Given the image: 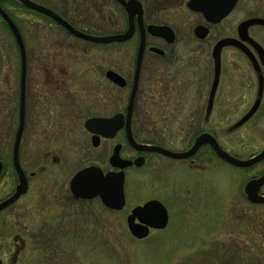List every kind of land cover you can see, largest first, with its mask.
<instances>
[{
    "label": "rangeland",
    "instance_id": "rangeland-1",
    "mask_svg": "<svg viewBox=\"0 0 264 264\" xmlns=\"http://www.w3.org/2000/svg\"><path fill=\"white\" fill-rule=\"evenodd\" d=\"M30 1L36 4L44 3L53 6L55 11L67 13L66 7L68 6L62 1L68 0ZM164 2L165 0H145L148 23L151 24L155 11L161 13L164 11ZM13 10H10L12 16L21 26L22 33L28 40V49H30L27 91L32 90L34 94V85L39 80L35 64L36 61H39V57H36V51L43 47L40 44L39 49H36L32 44L33 33L36 35L37 32H33V25L31 26L33 22L37 21L48 28L50 43L52 39L55 43L58 41L59 44L69 49L68 54L64 56L67 65L82 70V75L77 73L81 77L87 74V84L93 98L97 97L90 106L92 113L110 117L123 112L124 108L126 110L129 88L119 90L112 87L102 77L104 71L113 69L128 79L129 84L133 81L136 40L122 45L111 44L107 47L92 45L69 35L68 37L62 29H58L60 27L55 24L50 25L40 15L23 6H15ZM81 11L98 18V9L84 8ZM161 13L159 17L164 20ZM258 13H264V0H239L232 17L237 26L243 19ZM157 21L153 20L152 23H158ZM3 23L0 20L1 89L9 88L7 86L10 83L13 86L15 82H18L20 75L17 51L15 48H10L9 45L12 34L9 35L7 26L5 25V28ZM94 25L99 28L98 30L102 28L106 31L111 28L109 23L97 20L94 21ZM113 25L122 28L123 24L114 23ZM176 27L179 31L180 26ZM253 33L255 38L264 44V34L258 31ZM101 34L104 36L106 33ZM101 34L96 36H102ZM148 44H151V40L148 41ZM186 48L196 49L201 46L194 40L180 39L172 45V51L178 54V58L184 54ZM40 59L44 60V55ZM175 64L179 65L180 61ZM162 65L158 60L151 59V55H145L140 85L138 84V95L136 94L135 113L136 115L140 113L139 116L144 118V123H146V127H144L148 128L150 133L151 129L156 128V136L150 134L144 138L147 137L148 140L156 137L162 139L160 136L163 137L164 127L170 128L171 130L164 133L165 143L170 149L178 152L186 148L193 138L192 131L189 130V124L192 121H187L186 124L181 119L178 115L180 114L178 103L165 104L164 98L161 96H157V100L156 92L162 88L163 82H161L162 85L157 82L153 83L152 72L156 71L154 75L162 77L165 69ZM179 90L180 86L177 80L175 95L179 94ZM1 97L8 106L7 93H3ZM33 108L34 111L38 110ZM43 115L40 114L39 118L45 117ZM33 119L31 120L30 117L28 119L21 156V163L26 174L37 173L34 179H30L29 190L18 204V206L26 208H33L36 201L37 204L41 201L39 194L42 187L45 186L44 183H60L56 184L53 189L55 193L53 197H64L68 181L85 162L80 161V165L78 162L83 156L82 150H79L80 152L76 150L81 144V136H78L77 138L73 137L75 138L74 153L76 155L65 146L72 139L67 141L65 138L49 140L48 142L52 145L55 143V145L65 146L58 148L59 150L54 149L55 151H53L56 152L54 155L53 152L50 153L51 159L56 158L61 163L56 165L50 160L48 164H42L40 162L43 160L41 153L47 151L44 147L46 143L44 140L42 141L43 138L36 131L37 122L41 126L42 123L37 121L36 117ZM237 119L238 117L232 121L211 119L207 122L198 121L197 124L193 122L191 125L193 128L197 125L198 129L203 128L204 132L209 133H213V129H215L218 144L235 156L245 159L264 149V116L260 112L243 128H236L237 131L235 129L232 132V127L235 128L234 123L237 122ZM217 123L220 124L219 128ZM182 129H188L189 132H184ZM114 141L123 145V158L132 159L134 157V153L126 148L123 137L115 138ZM112 146L113 144L111 148ZM201 153L204 166L199 169L198 173L193 169L186 168L181 162L164 160L159 157L152 158V160L150 157L143 168L127 169L124 186L126 206L122 212L116 214L107 212L97 201L88 204L87 207L90 208V211L85 216L87 219L82 220L81 217L76 221L77 224L73 225V228L68 227L66 232L62 229L57 232L59 233L57 241L63 242L64 245L59 251L60 254H54L50 245L43 243L37 249L28 250L26 264H264V230L261 228L264 224V208L251 206L250 211L247 210L249 211L247 216L251 217L250 226L244 222L243 224L239 223V216H242V212H240L242 199L238 194L242 192L248 173L244 172L245 174H243L240 170L219 163L215 157H212L208 148L202 149ZM102 167L107 169V162ZM15 184L16 177L12 174L11 187L7 193L14 191ZM62 184L65 189L60 188L63 186ZM150 200H157L166 208L169 215L168 227L164 231L150 233L144 241H137L128 231L126 217L129 210ZM47 210L52 211L53 216H57L62 211L58 212L57 210L58 213H56V209L52 206ZM259 216H262V220ZM88 222L92 225L90 229L74 228L77 225H87ZM261 231L263 232L261 233ZM46 235L48 234L45 232L42 237Z\"/></svg>",
    "mask_w": 264,
    "mask_h": 264
},
{
    "label": "flooded vegetation",
    "instance_id": "flooded-vegetation-1",
    "mask_svg": "<svg viewBox=\"0 0 264 264\" xmlns=\"http://www.w3.org/2000/svg\"><path fill=\"white\" fill-rule=\"evenodd\" d=\"M13 1L17 2V0H13ZM123 1L127 3L130 0H123ZM135 1H138L139 4H141L143 10L142 25H144L145 32L147 26L149 25L160 26V27L164 26V27H168L171 30V32H173L174 35V42L172 44H168L167 41L163 38L152 37V35L149 36L147 35V33L145 34L146 48L140 69V75L138 80L139 85L141 81L140 80L141 74L143 72V62L145 59V55L148 54L151 55V59L153 58L154 60H158L163 64L162 66L165 67L162 77H160V75L159 76L154 75L156 74V71L152 72L153 83L157 82L160 85H162L161 82H163L162 88L158 89L156 92L157 100H158L157 96H161L162 98H164L163 102L165 104L178 103V105H180V114L178 115H180L181 119L186 124L187 121L189 122L192 121V123L195 122L197 124L198 121L207 122L211 119L232 121L236 117H238L237 122L234 123L235 128L232 127L231 130L232 132H234L236 128L237 129H240L241 127L243 128L247 123H249V121L253 120V118L257 116L260 112L261 115L264 116V58H263L264 56H261L252 45L242 41L240 35L238 34V27L240 24L253 18L264 19V13H258L249 16L248 18L243 19L236 26L235 21L233 20L234 18L232 16L235 12L237 3L239 1L237 0L233 9L227 14V16L223 17L217 24H211L203 16L202 12H198L197 10L194 9V8H200L203 5L202 1H197L194 3L192 2L194 0H165L164 8L162 7L164 11L162 13L155 11L154 15H152L153 18L151 17L152 19L150 24L148 23L147 10H146L147 6L145 0H135ZM62 3H65V5L68 6L66 7L67 11L70 9L71 4H73L74 6L76 5L74 10L77 11L78 8H80L81 6H83L84 8H91L94 10L98 9L99 12L97 13L98 18L93 17L92 14L87 15V13L83 17L80 16L78 17L75 14L74 17L72 18L76 21H85L87 23L94 24V21L97 20V21L105 22L106 24L109 23V26H113L114 23L123 24L121 25L123 26L122 27L123 29L120 28V30L116 31L115 29L110 28L109 29L110 32H107L104 36L115 35V34L121 35L125 33L128 29V25H129L128 15L125 9L123 8V6L117 0H68L66 2L62 1ZM2 4H3V0H0V7L5 11V13H7V15H9L8 11H6V9L3 8ZM40 5L47 7V9H51L56 14H58L62 19H64L67 23H69L73 28H75L76 30H80V28L78 29L72 25V21L69 22L68 20H66L65 15L63 13H60L61 11H55V8L53 6H49L44 3H41ZM160 13L163 14L164 20H161V17H159ZM42 19H45L46 21H49L52 24H55L52 22V20L48 19L47 17L44 18L42 17ZM153 20H158L157 21L158 23H152ZM159 22H161V24H159ZM134 25L135 28L133 35L128 41L124 43H112V44L122 45L130 41L136 40L137 49H138L139 40H140V30L138 28L136 18L134 19ZM177 25L180 26L179 31L177 30L176 27ZM199 27L207 30L206 36L203 37L202 39L198 38L197 33H195L196 29ZM59 29L62 28L60 27ZM62 30L65 33H67L64 29ZM246 30L249 40H252L256 44H258L264 54V44L260 40L256 39L253 33L254 31H258L261 34H264L263 26L254 25ZM80 31L89 34L82 30ZM68 35L71 36L70 34ZM89 35L96 36L94 34H89ZM179 39L188 40V41L194 40V42L199 44L201 48H196V49L186 48L184 49V54L180 58H178L179 57L177 56L178 54L172 51V45H174L176 41ZM150 40H151V44H148V41ZM222 40L240 41L246 47L247 52L249 54H246L245 51H241L240 49L233 46H225L224 48L221 49L219 59L217 61L220 67L218 84L213 100L209 104L210 93L213 85L212 82L214 81V71H215V62H214L215 59L213 57V48L218 42ZM109 45L111 46V44L102 45V46L107 47ZM150 48L158 49L162 51V54L159 55L157 53L150 52L149 51ZM49 52H53V51L49 50L47 53ZM58 52L59 50L57 51V53ZM42 53L43 50L40 49L37 50L36 57H38L39 55L41 56ZM135 55H137V50ZM26 61H27V51H26ZM135 61H136V56L134 59V65H135ZM179 61H180L179 65L175 64ZM27 66H26V81H24L26 91L24 92L26 93V95L29 96V97L27 96V98H30V96L33 97L32 106L38 109L37 111H34V113L32 112L31 114L33 115L35 114L34 117L37 118V121L39 120L42 123L41 126L37 122L36 131L39 133V136L43 138L42 141L44 140V142L46 143L44 144L45 145L44 147H46L47 149L46 152L41 153L42 154L41 159L43 160L40 162L42 164H48L50 160L53 164L56 163V165L61 163L60 160H57L56 158L51 159L52 157H50V153L53 152L52 154L54 155L56 153L54 152L55 151L54 149H58L60 147L67 146L71 151V153L76 155V153H74L76 149V145L74 141L75 138H77L78 136H81V142H80L81 144L78 145V148L76 150L83 151V156L81 157V160H79L78 162L79 165H80V161H85V162L80 165L82 167L79 166L80 169L76 170L75 174L78 173L79 171H82L90 167H97L101 169L103 174H107L109 172H116V173L120 172V170L114 169L110 165V159L113 155V151L116 146L121 147L119 148L120 149L119 159L131 161V162H134L139 158L143 159V165L141 167H136L134 165L131 167H127L123 171L124 176L126 174L125 171H127V169L130 170L134 168L135 169L143 168L150 157L151 160L152 158L159 157L164 160L181 162L186 166V168L190 170L193 169L198 173L199 169H201L204 166L203 163L204 160L200 154H202L201 153L202 149L208 148L210 153L212 154V157L213 158L215 157L216 161H218L219 163L229 166L230 168L240 170L243 172V174H245L244 172L248 173L246 181L243 184L242 192L238 194V196H240V198L242 199V209H240V212H242V216H239V223L243 224L244 222V224L250 226L251 217L250 215L247 216V212L250 211L251 206H254V208L255 207L264 208V203L251 204V202L248 201L247 195L245 194V187L247 183L251 182L252 180L260 179L261 177L264 176V159L250 167L238 168L219 159L208 145L200 147L192 157L184 160L169 159L159 153H141L135 151L128 144L126 139L125 127L121 128L112 139H105L99 137L98 140L96 141L97 146H94L92 143V138L94 135L89 133L87 130H85L84 127L85 121L92 118H111L116 114L125 115V108L123 112L113 114L110 117L98 116L95 113H92V108H90V106L93 100H96L97 97L93 98L89 85L87 84V78H86L87 74H85L84 77L83 76L81 77L82 70L80 71L78 70L79 68H75L72 65H67L63 67L62 65H43L37 62L36 72H37V76H39V80L34 85L35 91L33 94L32 90L27 91V81H28L27 76L30 66L28 62H27ZM108 71H112L122 77V75H120L117 71L113 69H108L103 72L102 78L105 77V74ZM78 72L81 73V75H78L77 74ZM85 73L87 72L85 71ZM134 74H135V66L133 70V75ZM259 78H262L261 94L259 91ZM104 80L107 83L111 84L112 87L114 86L119 90H123V88L124 89L129 88L130 91L128 95V100H129V96L133 87L132 86L133 81H131L130 83L131 85H130L128 79L124 78L126 82V86L120 88L115 84H113L112 82L108 81L106 78H104ZM132 80H134V78ZM177 80L179 81V86H180L179 94H176L178 96L175 95ZM139 85L137 86V91H136L137 95H138ZM30 89L32 88L30 87ZM66 94L75 98L73 100H75L76 102H79L77 104L80 106H78V108L75 107V110L73 112H70L73 110V108L65 109V106L63 107L62 106L63 104L59 103L60 102L59 97L61 95H66ZM26 95H25V101H26ZM137 95L134 96L135 100L133 103L131 127H130L132 137L136 143L159 147L170 152H175L177 154L180 152L188 151L193 146L197 136H200L202 134H209L217 141V143H219L215 136L216 133L215 129H213V133L204 132L203 128L201 127L202 129H198L197 125H195V128H193L191 125L192 123L189 124L190 127L189 130L192 131L193 138L190 140L186 148H184L181 151L178 152L174 151L166 145L165 143L166 138L164 137L165 136L164 133L168 130H171L170 128H166V127H164L165 132L162 134L164 138L160 136L162 139L156 137V138H152L151 140L146 139V141L143 142L141 136H150V134L151 136H156V128L151 129V133H150L149 129L145 128L146 123H144V118L143 117L141 118L139 116L140 113L136 115L135 113L136 110L134 106H136L137 103L136 101ZM128 100H127V104H128ZM257 100L260 101V104L256 113L248 120V122H245L240 127H236L238 121H240L247 114V112H249L252 109L253 105ZM42 112L45 115V117L39 118L40 114L43 115ZM62 118L69 120L68 123L61 124L60 120ZM75 119L78 120L74 123ZM44 120L46 121L43 122ZM25 122H26V112H25ZM27 123H25L26 130H27ZM219 125L220 124L217 123L218 128ZM183 130L184 132H189L188 129L187 130L182 129V131ZM24 134L25 133L23 131L22 138H24ZM118 137H123L124 143L128 151L134 153V157L132 159L122 157V154L124 152L123 145L114 141L115 138L117 139ZM54 138L56 139L65 138L66 141L70 139L72 140L69 142L68 145L65 146L60 144L55 145V143L52 145L48 141L49 140L54 141L55 140ZM22 144L23 141L21 140L20 152H21ZM112 144L113 146L111 148ZM219 146L224 152L229 153V155L232 156L233 158L243 161L250 160L251 158L259 155L261 151H264L263 149L258 153L249 156L248 158L242 159L230 153V151L222 147L220 144ZM19 160H20V154H19ZM21 162L22 160L20 161V166L27 179L26 184H27V192H28L30 187L29 184L30 179H34L37 173L26 174L25 168ZM106 162L108 164V167L107 169H104L102 166ZM0 163H1L0 204H2L6 200H8L14 193V191L13 192L9 191L8 193L7 191L11 187L12 174L15 177L16 175L12 167V162H11L12 168L10 166H6V164L1 159H0ZM152 165L153 164L151 162V166ZM69 181H71V179ZM56 184L59 185L60 183L56 182ZM56 184L44 183L45 186L42 187L41 193L39 194L41 201L38 204L36 201L33 208L18 206V204H20L21 199L26 195L25 193L13 204L0 210V264H26L27 256H28L26 253L28 252V250L37 249L41 247L42 246L41 244L43 243H48L51 249H53L54 254L59 253V251L62 249L63 242L57 241L59 234L57 232L61 229L64 232H66V229H68V227L73 228V225L77 224L76 221H78V219L81 217L82 220L87 219L85 216L88 213V211H90L89 210L90 208L87 206L88 204L94 201H97L99 204H101V206L104 208L103 210L108 212L107 207L102 203V201H100L98 197L88 201L75 198L70 191V182L68 183V188L65 196L62 198H58V197L54 198L53 196L55 193L53 189L56 187ZM62 185L63 186H61L60 188L65 187L64 184ZM16 186H17V178H16L15 187ZM258 197L264 198V184L260 187L258 191ZM48 202L51 204H49ZM50 206L56 209V213H58L59 210H62L61 213L58 214L57 216L56 215L53 216L54 215L53 212L47 210V208ZM248 209L249 211H247ZM109 212L116 214L122 211L109 210ZM259 218L262 220V216L261 217L259 216ZM91 226L92 225H90V223L88 222L87 225L86 224L77 225L74 226V228L90 229ZM261 228H263L264 230V224L263 226H261ZM45 232L48 235L42 237V234ZM152 232L154 231H151V233ZM262 232L263 231H261V233Z\"/></svg>",
    "mask_w": 264,
    "mask_h": 264
},
{
    "label": "water",
    "instance_id": "water-1",
    "mask_svg": "<svg viewBox=\"0 0 264 264\" xmlns=\"http://www.w3.org/2000/svg\"><path fill=\"white\" fill-rule=\"evenodd\" d=\"M22 6L27 8V10H31L38 14L44 15L51 19L55 24L64 29L71 36L80 39L82 41L97 44V45H108L112 43H124L128 41L134 32V19L136 18L138 28L140 30V40L137 49L136 61H135V74L133 80V87L129 96L128 104L124 114H116L111 118H92L85 121V130L89 133L93 134L92 143L94 146H97L96 141L99 137L105 139H112L116 133L123 127L126 129V139L128 144L137 152L141 153H159L169 159L173 160H184L192 157L200 147L208 145L213 150L215 155L221 159L222 161L238 167L245 168L250 167L257 162L264 159V151L250 160H238L229 155V153L224 152L217 141L210 136L209 134H202L197 136L193 146L185 152L175 153L164 150L159 147L147 145V144H138L134 141L131 134V116L133 110V103L135 100V95L138 86V80L140 75L141 64L143 60V55L146 48V33L147 35L152 37L163 38L167 41L168 44H172L174 42L173 32L168 27H160V26H152L149 25L146 28V32L144 30L143 24V10L141 4L138 1L130 0L129 2H124L123 0H117L125 9L129 25L128 29L123 34H115L108 36H92L86 33L81 32L80 30H76L69 23H67L64 19H62L59 15L53 12L50 9H47L41 5L33 3L30 0H17ZM202 1L203 5L200 8H194L198 12H202L203 16L207 19V21L211 24H217L223 17L227 16V14L233 9L237 0H194L192 2ZM210 1V3H209ZM0 18L6 24L7 28L12 33L16 46L19 52L20 59V86H19V109H18V128L15 134L12 152H11V162L14 173L17 178V186L15 187L13 195L0 204V210L4 209L15 201H17L21 196H23L27 192V179L23 170L20 166L19 154L20 153V145L24 131L25 124V82L26 81V52L25 47L22 41V37L20 32L18 31L16 25L11 18L3 11L0 7ZM254 25H260L264 28V19H249L238 27V34L242 41L249 43L252 45L255 50L261 55L264 56L263 51L260 46L256 44L254 41L249 40L247 35V30L249 27ZM207 30L204 28H197L196 32L197 37L202 39L206 36ZM225 46H233L241 51L247 52L246 47L237 40H222L218 42L213 48V57L215 59V71H214V81L212 82V88L210 93V101L212 102L214 94L216 92L218 78H219V63L217 62L219 59L220 51ZM150 52L157 53L159 55L162 54V51L158 49H149ZM264 58V57H263ZM108 81L112 82L116 86L123 88L126 86V82L124 78L119 76L118 74L108 71L105 74V77ZM262 90V78H259V91L261 94ZM260 101L257 100L253 105L252 109L247 112V114L236 124V127H240L256 113L259 107ZM120 146H116L113 151V155L110 159V165L114 169L120 170V172H109L107 174H103L102 170L97 167L86 168L82 171L76 173L70 182V191L75 198L83 199V200H91L96 197L102 201V203L108 208V210L112 211H121L124 209L126 205L125 195H124V172L127 167L136 166L141 167L143 165V159L139 158L134 162L119 159V151ZM1 168V163H0ZM264 184V176L257 180H252L247 183L245 187V194L248 197V201L254 204L264 203V198L258 197V191L260 187ZM128 231L131 236L136 240L146 239L151 230L161 231L167 227L168 224V214L165 208H163L162 204L158 201H149L142 206H137L133 208L130 212V216L127 217L126 220Z\"/></svg>",
    "mask_w": 264,
    "mask_h": 264
},
{
    "label": "trees",
    "instance_id": "trees-1",
    "mask_svg": "<svg viewBox=\"0 0 264 264\" xmlns=\"http://www.w3.org/2000/svg\"><path fill=\"white\" fill-rule=\"evenodd\" d=\"M5 1H6V3H5ZM2 6H3L4 9H6V11L10 12V13L8 12L9 16L12 18V20L17 25V27L19 28V31H21V33H22L21 26L18 25V23L15 21L14 17L12 16V11H10V10H13L15 8V6H18V7H21V6L18 5L13 0H3ZM73 6L74 5L71 4L70 9L64 15H65L66 20H68L69 22L72 21V25L74 27H76L78 29L80 28V30H82L84 32H87L89 34H94V35H98L99 33L101 34L103 32H105V33L110 32L109 29L107 31H104L102 28L100 30H98L99 28L97 26H95L94 24L90 25V23H87L85 21H76V20H74L72 17H74L75 14L78 17L79 16L83 17V16H85V12L81 11L84 8L83 6L78 8V11L74 10L76 5L74 7ZM40 17H43V16L40 15ZM47 22L50 25L52 24L49 21H47ZM2 25L6 28L4 23ZM32 25H33V28H34L33 32L34 31L37 32L36 35H35V33H33L34 37L32 38V44L35 46L36 49H39L38 46H40V44L43 47V49H40V50H43L42 55H44L45 59L41 60L40 58L42 57V55L40 56L38 54L39 55L38 57H39L40 64H43V65H62L63 67L67 66L66 57H64V56H66L68 54V50L69 49L65 48V46H63L62 44H59L58 41H56V43H55L54 40L51 39V43L49 42V35L47 33L48 32V28L46 27V25L41 24V23H39L37 21L33 22L31 24V26ZM110 27L115 29V30H117V31L120 30V26L113 25V26H110ZM7 31L9 33V35H11L9 30H7ZM64 34H66L68 36L67 33L64 32ZM22 36L24 38L22 41H24V44H25V47H26L27 62H28L29 50H30V49H28V46H27V41L28 40L26 39V37L24 36L23 33H22ZM10 37H11V40H9V45L11 46L10 48H15L16 51H17V48H16L15 43L13 41L12 35ZM49 50L53 51V52L47 53ZM58 50H59V52L57 53ZM17 60L19 61L18 52H17ZM39 61H37V62H39ZM37 62H35V64ZM18 64H19V62H18ZM7 87H9V88L4 87L3 89H1V87H0V159L7 166L11 167V148H12L13 140H14V137H15V134H16L17 126H18L19 77H18V82H15V84H13V86L10 83ZM3 93H7L8 106H6L5 100H3L2 97H1ZM27 96L28 95H26V122L25 123L28 122L29 117L31 118V120H34L33 119L34 118L33 114H31V113L35 110L33 108V106H32L33 97L30 96V98H27ZM59 99H58L60 101L59 103L63 104L62 106L63 107L65 106V109L66 108H68V109H72L73 108V110L70 111V112H73L75 110V107L78 108V106H80V105L77 104L79 102H76L75 100H73L75 98H73V97H71V96H69L67 94L66 95H61L59 97ZM31 108L33 109L32 112H31ZM78 115H79V113H78ZM77 120L78 119H75L74 123ZM68 121L69 120H67L65 118H62L60 120V123L61 124H66V123H68ZM25 131H26V126H25L24 132ZM24 137H25V134H24ZM141 139L144 142V141H146L147 137L144 138V136H143V138H141ZM22 141H23V138H22ZM21 153H22V148H21V152H20V161L22 160L21 159ZM52 251H53V249H52Z\"/></svg>",
    "mask_w": 264,
    "mask_h": 264
}]
</instances>
